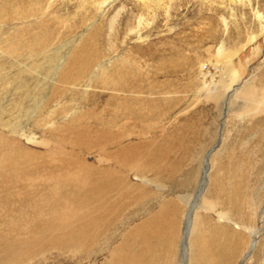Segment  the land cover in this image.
Returning <instances> with one entry per match:
<instances>
[{
	"label": "rangeland",
	"instance_id": "obj_1",
	"mask_svg": "<svg viewBox=\"0 0 264 264\" xmlns=\"http://www.w3.org/2000/svg\"><path fill=\"white\" fill-rule=\"evenodd\" d=\"M191 259L264 264V0H0V264Z\"/></svg>",
	"mask_w": 264,
	"mask_h": 264
},
{
	"label": "bare ground",
	"instance_id": "obj_2",
	"mask_svg": "<svg viewBox=\"0 0 264 264\" xmlns=\"http://www.w3.org/2000/svg\"><path fill=\"white\" fill-rule=\"evenodd\" d=\"M209 155V153L207 154V156ZM204 173V172H203ZM205 183V181L203 180L202 181V183H201V190H200V192H202V186H203V184ZM198 190L196 191V193H195V199L197 198V196H198ZM189 222V221H188ZM188 224V223H187ZM189 225L190 224H188V228H185L186 230V235L187 234H189ZM91 227H92V222H89L87 225H86V231L90 228L91 229ZM76 238H77V241H78V243H80L81 245H82V243H83V241H84V239H85V235L83 234V233H76ZM183 241H184V238L182 239V243H183ZM190 242V241H189ZM117 253V252H116ZM125 257V256H124ZM127 258V257H126ZM128 262V261H127ZM196 261H193L192 259H191V263L193 264H196L195 263Z\"/></svg>",
	"mask_w": 264,
	"mask_h": 264
}]
</instances>
